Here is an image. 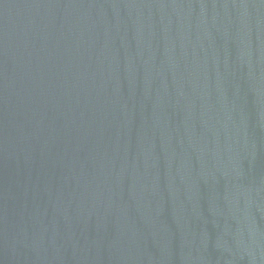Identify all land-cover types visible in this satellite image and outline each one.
I'll use <instances>...</instances> for the list:
<instances>
[{
    "label": "water",
    "instance_id": "95a60500",
    "mask_svg": "<svg viewBox=\"0 0 264 264\" xmlns=\"http://www.w3.org/2000/svg\"><path fill=\"white\" fill-rule=\"evenodd\" d=\"M0 264H264V0H0Z\"/></svg>",
    "mask_w": 264,
    "mask_h": 264
}]
</instances>
